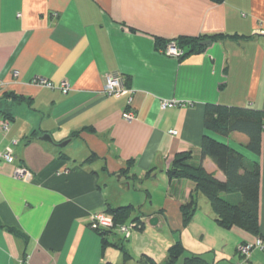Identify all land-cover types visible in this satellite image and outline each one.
Listing matches in <instances>:
<instances>
[{"label":"crops","instance_id":"1","mask_svg":"<svg viewBox=\"0 0 264 264\" xmlns=\"http://www.w3.org/2000/svg\"><path fill=\"white\" fill-rule=\"evenodd\" d=\"M215 35L225 38L182 60L156 42ZM109 74L121 75L130 94H103ZM41 79L56 88L34 83ZM62 83L66 91L58 88ZM9 95L29 102L4 98ZM162 102L174 106L162 110ZM0 103L12 117L7 131L0 128V151L10 147L15 157L0 163V264H20L24 256L26 264H109L88 225L92 214L119 207L110 191L114 181L150 198L158 213L149 222L163 220L185 247L180 212L194 185L170 180L166 171L177 154L199 159L204 136L259 165L264 238V125L258 156L246 150V136L204 127L208 104L264 112V0H0ZM125 111L132 121L122 119ZM32 132L39 137L28 141ZM128 161L129 172L119 174ZM20 166L30 181L14 177ZM202 166L224 180L210 159ZM149 181L164 188L162 197L136 187ZM197 217L198 210L189 225ZM227 232L234 241L229 251L214 243L195 254H209L212 264H238L237 246L255 238L236 228ZM243 264H264V251Z\"/></svg>","mask_w":264,"mask_h":264},{"label":"trees","instance_id":"2","mask_svg":"<svg viewBox=\"0 0 264 264\" xmlns=\"http://www.w3.org/2000/svg\"><path fill=\"white\" fill-rule=\"evenodd\" d=\"M215 1L222 2L223 0ZM223 38L225 36L215 35L198 39L181 38L170 42L156 39V42L162 47L161 51L163 53L169 44L175 43L183 52V55L179 58L182 60L189 55L203 53L207 47L201 46V42H215ZM4 98H10L19 104L29 102L16 95L4 96ZM11 119L8 107L0 103V120L10 122ZM263 125V111L210 104L205 106L204 127L206 130L225 137L233 133L246 136L247 144L245 148L256 156L260 154ZM38 137L39 134L37 132H32L28 141ZM71 137H76V135L73 134ZM94 157V155H91L87 161H91ZM206 158L212 161L217 171L223 175L224 180H218L214 173L206 172L202 166V161ZM131 165L132 162L128 161L125 169L121 170L119 174L125 175L128 173ZM152 171L147 172L145 176L149 177ZM166 174L170 180H187L194 185L188 202L181 207L180 213L183 227L191 223L198 210L199 198L203 197L207 201L211 213L214 215V221L220 229L227 231L232 228L240 229L251 237L262 239L264 242V238L259 231L260 169L256 162H250L227 145L204 136L201 142L199 159H196L191 152L177 154L172 159ZM133 210L134 207L132 206L114 209L107 207L105 213L112 218L114 226L117 228L118 226L126 225L128 222L133 223L135 218L129 219ZM139 226L140 224L136 225L135 230H139ZM91 230L96 232L101 239L102 256L106 249L111 247L119 250L126 261L131 259V256L124 249L123 242L131 238L134 229L131 230L129 238L120 235L121 237L115 243H109L107 240V237L110 236L107 230ZM7 231L17 237L25 238V236L14 229H7ZM243 245L245 243L239 244L236 248V256L238 255L239 258L238 264L245 263L251 254L256 251L253 250L248 257H244L239 251V247ZM185 253L186 249L179 239L169 247L164 264H175L181 258H183L181 264H212L205 259V255L189 254V256H185ZM145 258L151 261V264H155L151 258ZM21 264H26L25 256L21 260Z\"/></svg>","mask_w":264,"mask_h":264},{"label":"rangeland","instance_id":"3","mask_svg":"<svg viewBox=\"0 0 264 264\" xmlns=\"http://www.w3.org/2000/svg\"><path fill=\"white\" fill-rule=\"evenodd\" d=\"M122 182L124 183L125 181L123 180ZM136 187H140L142 191L150 189L149 193L151 194L154 193V191L156 190V197H154V200L158 197H162L161 194H163L164 192V188L158 187L157 189H155L154 183H151L150 181L148 183H143L140 186L139 184H137ZM110 191L111 194L119 201L118 208L134 206V210L130 213L131 218L129 219H135L133 223L128 222L124 226H133L139 224L140 226L139 230H135L136 228L134 229L129 240L123 242L124 249L126 250L127 254L131 256V259L126 261V259L123 258V254L119 250L113 249L111 247H108L106 249L103 258H107L109 260V264H151V261L145 258L148 257L151 258L155 264H164L163 262H161V258L163 257L162 255H165L164 252L166 251L167 253L169 247L180 239L179 233H172L165 224V222L161 219L160 225H153L151 222H149L148 218L150 219V215H157L156 213L158 212H153L154 209L151 206L150 198L145 201V197L143 196L144 194L142 195L135 193L133 195V190L127 192L121 190V188L118 189L116 181L113 182ZM116 193H121L122 195L118 196L116 195ZM111 194H109L110 200L112 199ZM198 203L199 217L196 218L197 225L192 224L188 225L190 227L185 226V256H189V254H195V251H205L207 247L211 246V244L214 243H216L219 248L225 245V248H227L229 251L232 246V243L234 242L233 237L230 236L227 231H223V229H220L213 219H207L205 212L209 211L207 207L208 203L203 197H201V200ZM107 233H109V235L115 234L116 236L121 237L120 234L116 231V229H114V231L113 229L108 230ZM94 238L97 244V250L99 254V252H101V239L98 237L97 234ZM113 238L115 240L117 239L115 237ZM109 239L111 240V237ZM232 247H234V244ZM162 252L164 254H162ZM205 256V259L208 258L209 261L212 260V257L209 254H205ZM182 259L183 258H181L175 264H181Z\"/></svg>","mask_w":264,"mask_h":264},{"label":"built area","instance_id":"4","mask_svg":"<svg viewBox=\"0 0 264 264\" xmlns=\"http://www.w3.org/2000/svg\"><path fill=\"white\" fill-rule=\"evenodd\" d=\"M164 54L173 58H180L183 55V52L176 46L175 43H171L167 46L164 51ZM34 83L43 88L55 89L56 87L47 80H35ZM62 91H66L68 86L65 83H62L59 87ZM102 93L113 97L115 99L121 98L130 94V90L126 87L124 79L119 74H109L104 79V85L102 88ZM174 103L172 102H162L160 108L162 110L166 108L173 107ZM122 119L124 121L130 122L134 119V115L130 111H125L122 113ZM10 122L7 120H0V128L3 131H7L9 128ZM171 135H176L175 131L169 132ZM15 162V157L13 150L10 147L5 148L0 151V163L12 164ZM14 177L23 181H30L32 179V174L25 167H18L15 169ZM89 227L93 230H112L116 231L125 238L130 237L131 230L136 228V225H127V226H114L113 220L105 212H100L97 214H92L89 220ZM264 250V242L262 239H255L251 244H245L239 247L240 253L244 257H248L253 250ZM21 264V263H20Z\"/></svg>","mask_w":264,"mask_h":264},{"label":"water","instance_id":"5","mask_svg":"<svg viewBox=\"0 0 264 264\" xmlns=\"http://www.w3.org/2000/svg\"><path fill=\"white\" fill-rule=\"evenodd\" d=\"M211 44V42L210 41H204V42H201V46H204V47H207V46H209ZM43 140H46V141H50V138L46 135V136H44L43 138H42ZM67 144V142H63L62 144H59L58 146L60 147V148H63L65 145Z\"/></svg>","mask_w":264,"mask_h":264}]
</instances>
